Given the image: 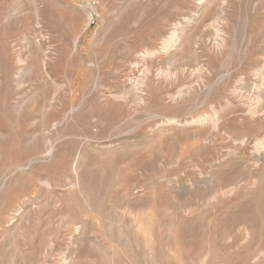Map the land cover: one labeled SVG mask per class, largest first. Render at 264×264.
<instances>
[{"label":"rangeland","instance_id":"374dc122","mask_svg":"<svg viewBox=\"0 0 264 264\" xmlns=\"http://www.w3.org/2000/svg\"><path fill=\"white\" fill-rule=\"evenodd\" d=\"M199 1L0 0V264H264V0Z\"/></svg>","mask_w":264,"mask_h":264},{"label":"bare ground","instance_id":"6f19581e","mask_svg":"<svg viewBox=\"0 0 264 264\" xmlns=\"http://www.w3.org/2000/svg\"><path fill=\"white\" fill-rule=\"evenodd\" d=\"M225 4H226V0H200L199 2H197V4H196V6L198 7V9H200V10H203V9H206V8H211V6H214V7H216V9L218 10V12H217V15L216 16H219V14H221L222 12H223V8H224V6H225ZM121 8V7H120ZM116 9V8H115ZM119 9V8H118ZM114 11V10H113ZM119 13V12H118ZM11 14V13H10ZM121 14V13H120ZM122 15V14H121ZM121 19V18H120ZM191 20H193L192 18H190V19H187L186 21H185V24H186V26L187 27H190V23H191ZM137 22V21H136ZM212 25V24H211ZM177 27V26H176ZM176 27H173V29H172V32H170V34L167 36V37H165L161 42H162V45H163V47H164V50H166V49H169V48H171V47H174V48H176V46H178L179 44H180V40L183 38V36H184V29L183 30H180L179 32L177 31V29H176ZM185 28V27H184ZM209 30V29H208ZM210 32H211V34H213L214 36H218V29H213V26H211V29H210ZM177 38H180V39H177ZM36 41V40H35ZM79 43V42H78ZM221 44H222V41H221ZM218 47V46H217ZM221 48V47H220ZM74 51H76V43L74 44ZM166 52H167V50H166ZM148 56H154V52H148V53H146V57H148ZM143 57V56H142ZM33 58V57H32ZM150 58V57H149ZM46 59V58H45ZM18 60V59H17ZM142 60H144V59H142ZM19 61V60H18ZM136 69V68H135ZM144 70H146V71H148L147 69H144ZM143 72V71H142ZM147 73V72H146ZM262 73H264V67H263V71H262ZM144 74L145 73H143L142 75L144 76ZM134 76V75H133ZM134 78V77H133ZM261 78H263L264 79V74L261 76ZM147 79V78H146ZM262 79V80H263ZM133 80V79H132ZM136 80V79H135ZM134 80V81H135ZM51 82V81H50ZM143 83V82H142ZM264 83V82H263ZM130 84H132V81H131V83ZM101 85V84H100ZM136 85H137V83H136ZM17 86V85H16ZM55 87V86H54ZM253 95L255 96V99L256 100H259L260 98H263V91H262V89H263V87H264V85L263 84H261V85H259V86H256V85H253ZM126 88V87H125ZM134 89H136L135 87H134ZM133 89V90H134ZM140 89V88H139ZM120 91V90H119ZM126 92V91H125ZM136 92V91H135ZM132 93H134V92H132ZM117 94V93H116ZM122 94V93H121ZM135 94V93H134ZM137 94V93H136ZM106 95V94H105ZM108 95H110V94H108ZM114 95V94H113ZM119 95V94H118ZM128 95V94H127ZM252 95V96H253ZM52 96V95H51ZM124 96V95H123ZM136 96V95H135ZM111 97V96H110ZM126 97V96H125ZM117 98L118 99H122V96H117ZM137 98H138V96H137ZM180 98V97H179ZM117 99V100H118ZM133 99V98H132ZM134 100V99H133ZM137 101L139 100V101H142V99L140 100L139 98L138 99H136ZM251 100V99H250ZM255 100V101H256ZM137 101H136V103H137ZM251 101H249V103H250ZM135 103V102H134ZM142 103V102H141ZM228 103V102H227ZM256 104V103H255ZM227 105V104H226ZM229 105V104H228ZM249 105V104H248ZM252 105V104H251ZM242 106H245V105H242ZM257 107V106H256ZM251 108V107H250ZM258 108V107H257ZM245 111H247V110H245ZM247 112H249L250 114H255L256 112H257V109L256 108H253L252 110L251 109H249ZM248 113V114H249ZM260 114V113H259ZM262 114V113H261ZM252 115V116H253ZM258 115V114H257ZM65 117V116H64ZM249 117H250V115H249ZM214 119V118H213ZM203 120V119H191V121L190 122H185V124H182V127L184 126V125H194V126H196V125H199V126H204V125H207V124H209V126H210V129H211V131H215L216 129H217V127H218V122L220 121H215V120ZM218 120V119H217ZM174 122H175V120H174ZM174 122H173V119H168L167 120V123H168V125L169 124H171V125H173L174 124ZM167 123H166V125H167ZM178 124V123H177ZM178 125H180V124H178ZM184 127H186V126H184ZM245 141V140H244ZM46 144V143H45ZM242 144H243V142H242ZM241 144V145H242ZM253 144H254V151L252 152V153H254V156H255V160H256V162H259V163H261V164H264V137L263 138H260V139H254V142H253ZM253 146V145H252ZM232 152V151H231ZM235 152V151H234ZM235 153H237V152H235ZM232 154V153H231ZM225 155V154H224ZM230 155V154H229ZM252 155V154H251ZM222 159V158H221ZM227 159V158H226ZM258 163V164H259ZM212 164H214V163H212ZM211 164V165H212ZM233 164V163H232ZM248 164H250V163H248ZM251 164H253V163H251ZM257 164V165H258ZM231 165V164H230ZM255 166V165H254ZM75 167V166H74ZM73 167V168H74ZM251 168V167H250ZM74 170V169H73ZM260 172V171H259ZM74 185V184H73ZM229 234V233H228ZM226 241H228V240H226ZM230 241V240H229ZM236 247H238V246H236ZM254 260V259H253ZM253 260H252V262H253ZM249 264V263H248Z\"/></svg>","mask_w":264,"mask_h":264}]
</instances>
